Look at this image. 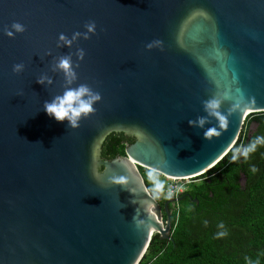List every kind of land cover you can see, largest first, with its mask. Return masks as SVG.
Listing matches in <instances>:
<instances>
[{
	"label": "water",
	"instance_id": "95a60500",
	"mask_svg": "<svg viewBox=\"0 0 264 264\" xmlns=\"http://www.w3.org/2000/svg\"><path fill=\"white\" fill-rule=\"evenodd\" d=\"M13 22L25 31L9 38ZM89 22L95 34L56 47ZM154 40L162 50L145 47ZM64 55L79 65L72 86L101 96L76 129L43 110L64 90L51 71ZM41 74L53 83L38 84ZM224 94L227 126L209 117L219 135L204 139L188 121ZM263 111L264 0H0V264H139L155 233L172 239L179 199L162 207L139 166L169 179L204 174ZM113 132L134 142L104 159Z\"/></svg>",
	"mask_w": 264,
	"mask_h": 264
},
{
	"label": "trees",
	"instance_id": "16d2710c",
	"mask_svg": "<svg viewBox=\"0 0 264 264\" xmlns=\"http://www.w3.org/2000/svg\"><path fill=\"white\" fill-rule=\"evenodd\" d=\"M252 126L255 129L248 141ZM256 136H264V111L247 115L233 148L213 168L194 177L179 196L189 195L169 206L172 239L155 233L139 264H264V146L247 161L242 157L231 161L233 151ZM133 142V137L113 132L103 143L102 157L123 156L126 146ZM253 165L258 169L255 173L251 172ZM139 170L153 196L164 191L166 177L142 166ZM242 175L246 177L243 186ZM166 201L159 202L163 206ZM221 222L227 235L217 238Z\"/></svg>",
	"mask_w": 264,
	"mask_h": 264
},
{
	"label": "clouds",
	"instance_id": "9594fccd",
	"mask_svg": "<svg viewBox=\"0 0 264 264\" xmlns=\"http://www.w3.org/2000/svg\"><path fill=\"white\" fill-rule=\"evenodd\" d=\"M85 31L74 32L69 38L63 33H60L57 38L56 47H70L75 41L80 38L88 39L90 34H95L96 25L95 22H89L84 25ZM25 31L24 25L19 22H13L10 27L7 26L4 29V34L9 38L14 37L15 34L22 33ZM162 41L154 40L146 44L147 49H152L153 47H161ZM162 50V47H161ZM45 55H51L47 52ZM75 55L78 60L84 58V50L77 48ZM78 64H74L71 55H64L55 58L51 67V71H59L64 77V90L62 94H58L52 97L50 101H45L43 103V110L50 117L54 118L57 122L67 121V127L71 129H76L79 127L82 118H87L90 114L94 113V105L101 100L99 92L94 91L87 84H78L75 87L72 85L77 80V73L75 69ZM23 63H18L13 65V72L19 73L23 70ZM36 82L40 85L47 86L53 83V80L47 74H41ZM229 99L227 94L222 97H212L202 102L204 116H199L195 120H189L188 124L191 127H196L203 129L204 139H211L214 135H219V132L214 127L205 128L208 123V118L211 117L218 122L219 128H225L227 126L228 120L226 115L220 111L221 104L224 100ZM231 111V110H230ZM259 146H264V136H256L252 139L246 146L236 148L231 156V161L236 162L241 157L244 161H247L249 156L254 153ZM255 165L251 166V172H257ZM95 177V174H93ZM204 225L207 226V221H203ZM221 231L216 233L217 238H222L227 235V232L223 229L225 228L223 222L217 225Z\"/></svg>",
	"mask_w": 264,
	"mask_h": 264
},
{
	"label": "built area",
	"instance_id": "2783aa9c",
	"mask_svg": "<svg viewBox=\"0 0 264 264\" xmlns=\"http://www.w3.org/2000/svg\"><path fill=\"white\" fill-rule=\"evenodd\" d=\"M167 179H169V178H167ZM185 179H188V178L169 179L170 182H168L166 188L162 192H164L168 196V198L178 197L180 194L186 192L189 188L190 182L179 183Z\"/></svg>",
	"mask_w": 264,
	"mask_h": 264
},
{
	"label": "rangeland",
	"instance_id": "374dc122",
	"mask_svg": "<svg viewBox=\"0 0 264 264\" xmlns=\"http://www.w3.org/2000/svg\"><path fill=\"white\" fill-rule=\"evenodd\" d=\"M252 129L254 130V129H255V126H252ZM158 177H159L158 179H163V177H160V176H158ZM165 179H166V180H165L166 182H170L169 179H167V178H165ZM192 181H194L193 178H188V179L182 180V181L179 182V183H182V182H192ZM195 181H199V180L196 179ZM155 195H156V198H157L158 200H160L161 198L168 199V196H167L164 192H162V191H158V192H156Z\"/></svg>",
	"mask_w": 264,
	"mask_h": 264
},
{
	"label": "flooded vegetation",
	"instance_id": "af4514ba",
	"mask_svg": "<svg viewBox=\"0 0 264 264\" xmlns=\"http://www.w3.org/2000/svg\"><path fill=\"white\" fill-rule=\"evenodd\" d=\"M186 195H189V194H185L184 196H178V197H174V198H179L178 199V201H180V200H183L185 197H186ZM163 199H165V198H161L160 200H163ZM169 199V198H168ZM159 200V201H160ZM178 201H176V202H171L170 204H169V206L171 205V206H174V204L175 203H177ZM165 204V203H164ZM162 207H164V205L162 206Z\"/></svg>",
	"mask_w": 264,
	"mask_h": 264
}]
</instances>
